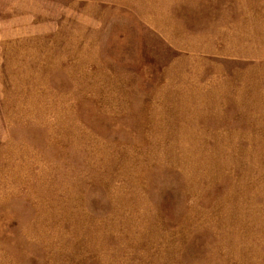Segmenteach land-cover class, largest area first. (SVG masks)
<instances>
[{"label":"rangeland","instance_id":"374dc122","mask_svg":"<svg viewBox=\"0 0 264 264\" xmlns=\"http://www.w3.org/2000/svg\"><path fill=\"white\" fill-rule=\"evenodd\" d=\"M0 264H264V0H0Z\"/></svg>","mask_w":264,"mask_h":264}]
</instances>
